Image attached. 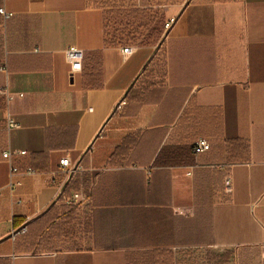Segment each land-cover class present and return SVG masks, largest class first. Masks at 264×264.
Returning <instances> with one entry per match:
<instances>
[{"label": "crops", "instance_id": "1", "mask_svg": "<svg viewBox=\"0 0 264 264\" xmlns=\"http://www.w3.org/2000/svg\"><path fill=\"white\" fill-rule=\"evenodd\" d=\"M135 2L2 0L0 264H264V0Z\"/></svg>", "mask_w": 264, "mask_h": 264}, {"label": "built area", "instance_id": "2", "mask_svg": "<svg viewBox=\"0 0 264 264\" xmlns=\"http://www.w3.org/2000/svg\"><path fill=\"white\" fill-rule=\"evenodd\" d=\"M1 4H2V0H0V16L2 17L3 21H7L12 17V14L6 13ZM173 23H174V19H170L167 22H165L164 31H168ZM135 50H136L135 47H124L121 49V53L124 56H131ZM83 57L84 56H83L82 51H80L76 48H69L65 52V59H66V62L69 66L70 77H73L75 74H78L82 71ZM0 70L4 71L5 69L2 67ZM0 95L5 96L8 100L11 99V95L7 89H0ZM124 104H125V102L122 101L119 106H122ZM5 127L8 131L17 127V124L15 123V121L12 119V117L10 115H8L6 117ZM210 148H211V146H210L209 142H207L204 139H199L194 143V145L192 147V154L194 156H199V155H202V154L209 152ZM23 153L24 152H20V154H23ZM13 154L14 153L7 151L4 154H2V158H3V160L10 163V159H11ZM59 166L63 170H69L71 167L70 162L67 158L60 160ZM225 169L227 170V172H226V175L224 177V189L226 192H230L231 187H232V179H231V176L228 172V168H225ZM15 173H17V169L13 166H10V174L13 175ZM188 175H190V173ZM80 199L81 198H80L79 194H74L73 196L67 198L65 201H66V204L71 205L74 202L79 201Z\"/></svg>", "mask_w": 264, "mask_h": 264}, {"label": "trees", "instance_id": "3", "mask_svg": "<svg viewBox=\"0 0 264 264\" xmlns=\"http://www.w3.org/2000/svg\"><path fill=\"white\" fill-rule=\"evenodd\" d=\"M125 1V4L126 5H128V7L129 8H131V7H133V5H132V3H134L135 2V0H124ZM214 1H216V2H220V3H228V2H231V1H237V0H214ZM136 3V2H135ZM163 30H164V24H163ZM148 35V34H147ZM146 38H147V36H146ZM144 40H145V37H144V35H141L140 37H139V39H138V41H139V43H138V46L139 47H141V46H144ZM123 47H137V45L135 46V45H132V44H125ZM84 58V57H83ZM199 140V139H198ZM197 141V140H196ZM195 141V142H196ZM194 142V143H195ZM194 143L192 144V146H191V154H192V147H193V145H194ZM193 155V154H192ZM80 200H85L86 199V197L84 196V195H80Z\"/></svg>", "mask_w": 264, "mask_h": 264}]
</instances>
